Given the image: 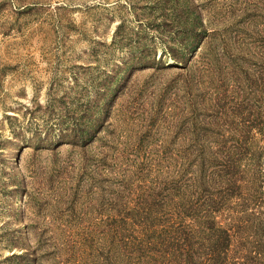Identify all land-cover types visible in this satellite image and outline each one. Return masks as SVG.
I'll use <instances>...</instances> for the list:
<instances>
[{
  "label": "rangeland",
  "instance_id": "rangeland-1",
  "mask_svg": "<svg viewBox=\"0 0 264 264\" xmlns=\"http://www.w3.org/2000/svg\"><path fill=\"white\" fill-rule=\"evenodd\" d=\"M180 1L0 0V264H120L101 238L137 152L185 155L191 118L212 136L264 121V0H194L211 33L183 60ZM200 60L214 88L191 94Z\"/></svg>",
  "mask_w": 264,
  "mask_h": 264
},
{
  "label": "trees",
  "instance_id": "trees-1",
  "mask_svg": "<svg viewBox=\"0 0 264 264\" xmlns=\"http://www.w3.org/2000/svg\"><path fill=\"white\" fill-rule=\"evenodd\" d=\"M182 4L188 15L180 20L183 28L177 27L181 32L175 39L183 51L181 60L197 52L210 32L200 20L194 0ZM181 34L187 37L179 40ZM197 65L181 79L191 86V94L206 90L207 86L201 90L204 83L210 84L211 92L214 80L207 79L214 69L207 61L200 60ZM236 117L238 120L229 123L231 136H212L213 131L203 121L191 118L195 138L187 145L192 148L185 155L178 151L177 159L174 154L136 153L141 160L146 157L145 169L140 167L137 176L131 177L139 185L127 187V195L119 192L114 198L118 208L114 209L113 204L108 223L111 227L101 238L109 241L111 248L116 242L124 247V263L117 257L118 263L264 264V246L254 240L263 224L253 223L251 232L247 226L264 210V121L254 122L243 114ZM213 146L217 149L212 150ZM125 179L124 183H132ZM17 258L22 264H31L27 253ZM105 264L114 261L105 258Z\"/></svg>",
  "mask_w": 264,
  "mask_h": 264
}]
</instances>
